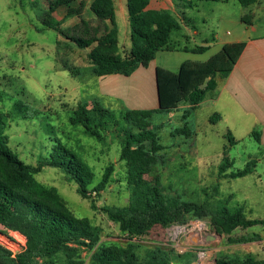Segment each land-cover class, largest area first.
I'll return each instance as SVG.
<instances>
[{
  "label": "trees",
  "instance_id": "1",
  "mask_svg": "<svg viewBox=\"0 0 264 264\" xmlns=\"http://www.w3.org/2000/svg\"><path fill=\"white\" fill-rule=\"evenodd\" d=\"M175 1L190 5V0ZM236 1L243 7L259 2ZM47 2L43 25L55 30L79 49L88 51L92 72L97 77H130L140 67L148 68L159 52L175 50L172 34L181 26L167 10H148L150 0L126 2L131 42L126 52H122L119 46L115 0H92L89 11L94 19H86L82 15L84 3L74 8L75 0ZM61 8L67 11L66 20L77 18L80 23L72 28H63V24L53 18ZM242 21L250 24L245 17ZM245 47V43L227 44L206 62L184 63L178 73L156 68L158 109L124 111L121 120L129 125L128 128H119L111 110L97 99L91 103L81 102L72 111L69 122L73 126H81L98 142H103L107 134H121L118 135L122 145L120 161L125 164L126 189L130 192L125 206H97V198L113 182V164L106 167L100 180H96L90 165L60 141L53 144L49 155L42 158L38 165L22 160L9 146L6 134L8 115L0 109V227L4 231L19 233L26 241L23 250L15 256L0 244V264H175L172 255L160 247L141 258L137 252L138 242L155 227L167 229L185 225L190 220L209 219L211 230L229 236L230 244L249 242L245 238L236 240L230 236L237 229L247 230L264 225V220L248 219L243 208L234 212L226 209L215 211L206 204L183 201L166 193L159 180L149 181L146 178L152 164L146 143H150L151 152L163 149L157 134L159 128L150 123L153 115L174 113L183 103L190 105L183 115L185 125L176 129V134L194 136L195 131L187 123L190 113L204 101L209 91L216 88L217 77L230 75ZM205 50L206 47H198L192 51L203 53ZM67 69L75 75L80 74L78 69ZM219 118L215 114L210 122L215 124ZM253 137L260 142L259 132L254 131ZM230 139L232 145L237 143L232 137ZM232 166L225 152L219 168L220 175L226 174ZM254 166L255 163L250 162L242 171L226 177H244L251 173ZM45 167L59 169L69 182L75 183L78 194L90 200L94 210H101L108 221L117 226L123 242L103 241L101 227L88 218L75 216L56 188L39 182L36 176ZM84 252L88 253V261L83 257ZM185 254L177 257L182 258ZM195 259L196 254L184 261L185 264H192ZM216 264H264V259L258 260L251 254L243 260L240 257H216Z\"/></svg>",
  "mask_w": 264,
  "mask_h": 264
},
{
  "label": "rangeland",
  "instance_id": "2",
  "mask_svg": "<svg viewBox=\"0 0 264 264\" xmlns=\"http://www.w3.org/2000/svg\"><path fill=\"white\" fill-rule=\"evenodd\" d=\"M36 1L37 4L35 0H0V109L8 115L9 146L26 163L36 166L49 155L53 144L60 141L90 165L96 180H100L106 167L113 164V182L101 197H96L97 206H125L130 192L126 189L125 164L120 161L122 145L118 135L121 134H107L103 142H98L81 126H73L69 118L79 103L97 99L111 110L119 128H128L129 125L121 120L124 111H152L158 107L154 70L139 68L130 77L100 79L92 72L88 51L79 49L55 30L45 28L48 2ZM64 10L61 8L58 12L59 18L63 17ZM121 19H118L120 41L129 43L128 19ZM75 24V19H68L63 28H72ZM73 34L77 36L76 31ZM68 67L78 69L80 74H73ZM207 112L206 107L201 109L190 121L189 127L195 131L191 137L176 134V129L185 125L182 111L153 115L150 123L159 128L157 134L163 149L151 152L150 143H146L152 161L147 180H159L166 193L183 201L206 204L215 211L234 212L243 208L247 218L264 217V185H254L251 179L219 180L224 153L231 152L228 158L239 168L243 152L251 151L252 144L256 146L254 141L232 145L231 136L224 134L222 125L205 122ZM36 178L45 186L56 188L75 216L88 218L101 227L103 241L123 242L117 226L108 221L101 210H94L90 200L82 198L77 185L69 182L59 169L45 167ZM199 221L218 237L219 234L211 230L209 219L190 220L173 231L171 227H155L138 242V254L145 258L147 252L160 247L172 255L173 263L185 264L184 260L199 250L200 245L195 243H204L199 229L193 226ZM254 229L264 230V227ZM0 230L4 231L1 227ZM4 232L16 241L0 235L12 250H21L26 244L20 234ZM228 238L225 235L222 243L216 245H230ZM229 252L235 250L229 249L223 254ZM184 253L182 258L177 257ZM83 257L88 261L87 252Z\"/></svg>",
  "mask_w": 264,
  "mask_h": 264
},
{
  "label": "crops",
  "instance_id": "3",
  "mask_svg": "<svg viewBox=\"0 0 264 264\" xmlns=\"http://www.w3.org/2000/svg\"><path fill=\"white\" fill-rule=\"evenodd\" d=\"M91 1L75 0L73 7L78 8L84 3L82 15L86 19H94L89 11ZM126 2L127 0H115L117 25L119 17L124 21L128 19ZM189 3L190 5L175 0H150L148 10H167L179 22L181 29L172 34L175 50L159 52L149 67L154 70L153 74L158 67L178 73L184 63L206 62L227 44H246L234 70L226 78L220 76L216 78V88L209 91L204 101L190 113L187 123L189 124L197 113L206 107L208 112L204 120L207 124H212L210 119L218 114L220 118L213 125H222L224 134H229L237 145L245 140L254 141L256 146L252 144L251 151L243 152L244 159L239 168H236L235 161L229 158L233 166L226 174L220 175L219 180L251 179L254 185H264V0H259L250 7H243L236 0H190ZM34 4H37L36 0ZM85 10L90 13L89 17L85 15ZM59 11L60 9L54 13L53 18L64 24L67 21L65 19L67 11H63L62 18L57 16ZM244 17L250 21V24L242 21ZM72 19H75L76 24L80 23L77 18ZM118 29L120 50L126 52L130 49L131 43L120 41L119 25ZM198 47H206V50L203 53L192 51ZM106 77L109 76L99 78ZM189 109L190 105L183 103L176 112L182 111L184 115ZM254 131L260 133L259 143L253 137ZM228 155L231 156V152ZM250 162L255 163L250 174L235 179L226 177L230 173L242 171ZM248 219L264 220V217L258 215ZM257 226L264 227V225ZM254 227L247 230L237 229L230 236L236 240L248 239L249 242L246 243L216 245L217 242L222 243L225 237L218 235V237H205L204 243H195V245H200L197 249L208 252L210 264H216V257L239 256L243 260L249 254L261 260L264 259V230H255ZM229 249H234L235 252L223 254Z\"/></svg>",
  "mask_w": 264,
  "mask_h": 264
},
{
  "label": "built area",
  "instance_id": "4",
  "mask_svg": "<svg viewBox=\"0 0 264 264\" xmlns=\"http://www.w3.org/2000/svg\"><path fill=\"white\" fill-rule=\"evenodd\" d=\"M194 227L198 228L199 229V235L205 239V237H208V236H216L215 233H211L208 231V228L206 226L205 223H201L200 221L199 222H196L194 223L193 225ZM178 226H172L170 230H177ZM9 232V231H8ZM14 233H17V232H14ZM198 233V232H197ZM19 234V233H18ZM0 235L9 239L10 241L12 242H16L13 238H11L8 234L4 233V231H1L0 230ZM23 237V236H22ZM0 244L2 246H4L5 248H7L8 250H10L13 255L15 256L17 253H19L20 251L23 250V248L25 247V244L23 245L22 249L21 250H18V251H14L12 250V248L9 246L8 242H4L3 240L0 239ZM196 254V259L195 261L192 263V264H210V261H209V255H208V252L204 249H199L198 251L195 252Z\"/></svg>",
  "mask_w": 264,
  "mask_h": 264
},
{
  "label": "water",
  "instance_id": "5",
  "mask_svg": "<svg viewBox=\"0 0 264 264\" xmlns=\"http://www.w3.org/2000/svg\"><path fill=\"white\" fill-rule=\"evenodd\" d=\"M214 237V236H213Z\"/></svg>",
  "mask_w": 264,
  "mask_h": 264
}]
</instances>
